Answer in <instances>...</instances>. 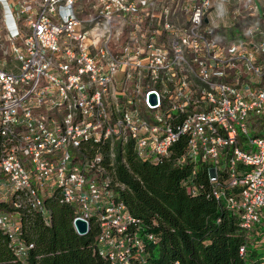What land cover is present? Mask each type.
<instances>
[{"label":"built area","instance_id":"2783aa9c","mask_svg":"<svg viewBox=\"0 0 264 264\" xmlns=\"http://www.w3.org/2000/svg\"><path fill=\"white\" fill-rule=\"evenodd\" d=\"M242 4L0 0V203L48 216L45 199L58 195L74 224L94 219L109 264H146L158 240L115 201V149L156 164L185 142L178 164L206 169L245 232L263 224L264 31L253 25L248 46L217 34L255 19ZM88 145L109 154L83 155ZM20 212L0 210V230L24 260L33 246Z\"/></svg>","mask_w":264,"mask_h":264},{"label":"trees","instance_id":"16d2710c","mask_svg":"<svg viewBox=\"0 0 264 264\" xmlns=\"http://www.w3.org/2000/svg\"><path fill=\"white\" fill-rule=\"evenodd\" d=\"M231 30L240 34L237 27ZM125 151L123 155L122 147L116 150L113 183L123 187L116 189L115 201L140 219L146 233L158 240L157 246L148 247L146 264L262 263L264 246L262 252L258 248L264 231L247 234L242 230L237 218L213 197L205 168L198 167L194 174L195 166L178 164L185 154V142L175 147L171 158L156 164L139 160L131 145ZM97 152L107 156L109 147L88 145L82 150L90 158ZM190 188L194 193L188 191ZM44 205L47 218L33 210L20 212L11 204H0L2 210L21 213L25 239L33 246L28 258L21 261L0 230V264H109L97 252L95 225L81 236L73 226L76 214L71 205L58 195L45 199Z\"/></svg>","mask_w":264,"mask_h":264},{"label":"rangeland","instance_id":"374dc122","mask_svg":"<svg viewBox=\"0 0 264 264\" xmlns=\"http://www.w3.org/2000/svg\"><path fill=\"white\" fill-rule=\"evenodd\" d=\"M246 0H242V2H245ZM257 1V3H258V6H259V8L261 9V7H262V4H261V2H259L258 0H256ZM239 22H241V24L240 25H234L235 27H237V28H239L240 27V29H241V31H242V33H240L239 35H236V34H234V31H231L230 29H226V30H224V32L221 34V36H223L224 38H225V41L228 43V44H230V45H240V43L241 42H245L246 43V46H248V45H251V44H253L254 42H255V40L252 38V37H250L249 35H248V32H250L252 29H253V26H252V24H254V19H244V20H241V21H239ZM238 22V23H239ZM248 25V26H247ZM232 26V24H230V27ZM81 29V28H80ZM11 67L13 68V67H15V62H12L11 63ZM120 80V76H118V81ZM120 89V88H119ZM250 134H251V137H255L254 136V134L252 133V132H250ZM75 167L76 168H82V164H80L79 162H76L75 163ZM53 191V190H52ZM260 232V231H264V223L263 224H257L255 227H254V229L252 230V233H254V232ZM259 241H261V245L262 246H259V251H261L262 252V249H263V244H264V239H260ZM250 250L248 249V252H249ZM250 257V255H249V253H247V258H249Z\"/></svg>","mask_w":264,"mask_h":264},{"label":"clouds","instance_id":"9594fccd","mask_svg":"<svg viewBox=\"0 0 264 264\" xmlns=\"http://www.w3.org/2000/svg\"><path fill=\"white\" fill-rule=\"evenodd\" d=\"M245 15V14H244ZM246 16V15H245ZM245 19H247V17H245ZM241 20H244L243 18H241L240 19V21ZM231 24H232V26H231V28H233V27H235L234 25L236 24V25H240L241 24V22H239V23H234V22H231ZM257 24H258V20H255L254 19V24H252V26L253 25H256L257 26ZM230 27V24L229 25H227L226 26V28H222L221 30H219L218 32H217V34L220 36V39H221V41H225V39H224V37L223 36H221V34L224 32V30H226V29H230L231 30V28H229ZM239 29H240V27H239ZM232 31V30H231ZM262 31V30H261ZM239 33H242V31H241V29H240V31H239ZM235 34V33H234ZM248 35H249V32H248ZM250 36V35H249ZM226 42V41H225ZM259 123H261V122H259ZM261 127V126H260ZM117 147L119 148L120 146L118 145V146H116V149H115V151L117 150ZM116 157V156H115ZM209 178V177H208ZM46 199H48V198H46ZM0 204H10L9 202L8 203H0ZM12 205V204H11ZM123 205V204H122ZM222 205V204H221ZM223 206V205H222ZM127 209V208H126ZM1 211H4V212H7V213H10V214H13L14 212H8V211H5V210H2V209H0ZM48 212V211H47ZM131 214V213H130ZM49 215V214H48ZM45 218H47L48 216H44ZM76 218V217H75ZM237 218V217H236ZM75 220V219H74ZM238 220V219H237ZM23 223V222H22ZM23 225V224H22ZM88 225V224H87ZM91 225H95V223H94V219L90 222V227H89V225H88V232L90 231V229H91ZM73 226H74V228H75V224H74V221H73ZM95 227H96V225H95ZM75 230H76V228H75ZM243 230V229H242ZM98 231V230H97ZM244 231V230H243ZM2 232V231H1ZM77 232V231H76ZM3 233V232H2ZM247 234H250V233H252V231L251 232H246ZM23 234H24V237H25V233L23 232ZM4 235L7 237V239H8V242H9V245H10V241H9V238H8V236L4 233ZM97 235H98V232H97ZM259 237V236H258ZM26 240V239H25ZM28 244H29V242L28 241H26ZM30 245H32V244H30ZM96 245H97V241H96ZM9 248H10V246H9ZM242 248H244L245 249V247H242ZM241 248V249H242ZM11 249V248H10ZM33 249V248H32ZM31 249V250H32ZM11 251H12V249H11ZM13 252V251H12ZM31 252V251H30ZM97 252H98V250H97ZM13 254H14V252H13ZM99 254V253H98ZM245 254V253H244ZM243 255V254H242ZM14 256H15V254H14ZM16 257V256H15ZM17 258V257H16ZM27 258H28V256H27ZM26 258V259H27ZM19 259V258H18ZM26 259H24V260H21V261H25ZM20 260V259H19ZM176 264H178V263H176Z\"/></svg>","mask_w":264,"mask_h":264},{"label":"crops","instance_id":"0c3cea01","mask_svg":"<svg viewBox=\"0 0 264 264\" xmlns=\"http://www.w3.org/2000/svg\"><path fill=\"white\" fill-rule=\"evenodd\" d=\"M258 1L261 2V4H262L261 9L259 8L258 3H257L256 0H246L245 2H243V4H242L243 7H241V9H242V11H244V13H245V11H248L249 8L256 9L255 20H258L257 28H260L261 30L262 29L264 30V28L261 27V24L263 23V20H264V0H258ZM242 15H244V14H242ZM245 15L247 17V13H245ZM243 19H245V18H243ZM227 22L228 21H226V23ZM229 24H231L230 21L227 23V25H229ZM229 28H231V27H229ZM261 260H262L261 264H264V257Z\"/></svg>","mask_w":264,"mask_h":264},{"label":"water","instance_id":"95a60500","mask_svg":"<svg viewBox=\"0 0 264 264\" xmlns=\"http://www.w3.org/2000/svg\"><path fill=\"white\" fill-rule=\"evenodd\" d=\"M149 103L156 107L157 105V98H156V95L152 94L150 95L149 97ZM75 228H76V231L79 235L81 236H85L88 234V225L85 221L83 220H78L76 223H75Z\"/></svg>","mask_w":264,"mask_h":264},{"label":"bare ground","instance_id":"6f19581e","mask_svg":"<svg viewBox=\"0 0 264 264\" xmlns=\"http://www.w3.org/2000/svg\"><path fill=\"white\" fill-rule=\"evenodd\" d=\"M225 39V38H224Z\"/></svg>","mask_w":264,"mask_h":264}]
</instances>
